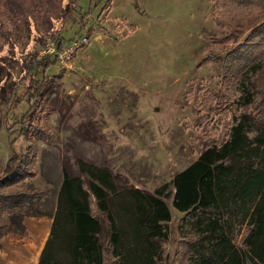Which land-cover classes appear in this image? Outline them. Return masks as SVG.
<instances>
[{
	"label": "rangeland",
	"instance_id": "rangeland-1",
	"mask_svg": "<svg viewBox=\"0 0 264 264\" xmlns=\"http://www.w3.org/2000/svg\"><path fill=\"white\" fill-rule=\"evenodd\" d=\"M216 12L215 0H0V31L8 37L0 41V174L14 153L31 154L35 144L32 163L14 164L31 176L5 191L26 182L45 189L42 210L52 214L63 169L88 188L78 160L108 169L119 189L153 195L166 186L171 220L163 256L179 264L187 239L171 181L226 140L234 113L252 112L231 102L223 82L224 56L249 30L226 29L229 40L221 41ZM53 36L88 42L72 68L26 69ZM34 79L46 81L30 108ZM90 206L108 228L92 196Z\"/></svg>",
	"mask_w": 264,
	"mask_h": 264
},
{
	"label": "trees",
	"instance_id": "trees-1",
	"mask_svg": "<svg viewBox=\"0 0 264 264\" xmlns=\"http://www.w3.org/2000/svg\"><path fill=\"white\" fill-rule=\"evenodd\" d=\"M215 8L221 34L230 29L240 36L249 30L225 54L223 82L231 102L250 105L252 112L234 113L226 140L205 148L171 181L172 206L183 213L179 234L187 239L179 264H264V21L255 24L264 17V0H215ZM52 38L58 46L65 42ZM219 39L226 42L229 36ZM5 40L0 31V41ZM32 56L26 63L29 71L36 64L45 70L56 63L49 56L37 59V52ZM34 80L28 85L33 89L27 99L30 108L46 81ZM29 149L31 154L14 153L0 174V239L10 232L24 235V217L48 215L42 210L45 189L26 182L18 185L23 190L5 191L31 176L14 165L19 159L21 164L34 161L35 144ZM78 164L88 176V188L80 176L63 169L37 264H165L163 244L171 220L162 200L169 196L166 186L153 195L119 189L108 169L83 160ZM91 196L106 215V229L92 213Z\"/></svg>",
	"mask_w": 264,
	"mask_h": 264
},
{
	"label": "crops",
	"instance_id": "crops-1",
	"mask_svg": "<svg viewBox=\"0 0 264 264\" xmlns=\"http://www.w3.org/2000/svg\"><path fill=\"white\" fill-rule=\"evenodd\" d=\"M24 235L10 232L0 239V264H37L48 238L52 216H26Z\"/></svg>",
	"mask_w": 264,
	"mask_h": 264
},
{
	"label": "built area",
	"instance_id": "built-area-1",
	"mask_svg": "<svg viewBox=\"0 0 264 264\" xmlns=\"http://www.w3.org/2000/svg\"><path fill=\"white\" fill-rule=\"evenodd\" d=\"M87 42V36H81L66 41L58 46L53 38H47L38 51L37 57L49 56L55 59L61 67L66 69L72 68L73 57L76 51L87 44Z\"/></svg>",
	"mask_w": 264,
	"mask_h": 264
}]
</instances>
